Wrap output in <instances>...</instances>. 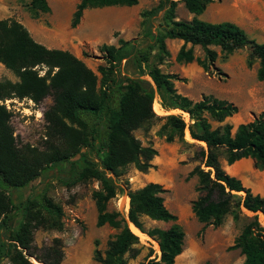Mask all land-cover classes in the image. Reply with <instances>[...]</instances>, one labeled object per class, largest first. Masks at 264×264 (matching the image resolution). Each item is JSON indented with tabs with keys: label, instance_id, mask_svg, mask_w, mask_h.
I'll list each match as a JSON object with an SVG mask.
<instances>
[{
	"label": "trees",
	"instance_id": "16d2710c",
	"mask_svg": "<svg viewBox=\"0 0 264 264\" xmlns=\"http://www.w3.org/2000/svg\"><path fill=\"white\" fill-rule=\"evenodd\" d=\"M177 1L193 14L190 20L173 19ZM211 1L159 0L149 11L162 10L153 43L132 52L125 48L127 41L121 39H118L120 45L117 47L99 45L98 50L107 64L97 66L99 77L69 51L47 48L35 41L16 19L0 18V64L16 77L15 81L0 79V100L26 98L38 103L46 96L51 98V104L43 111L48 138L45 151L16 144L9 124L10 112L0 104V264L3 260L7 264H33L30 258L38 264H60L59 239L54 238L49 245L37 249L31 238L32 229L55 226L52 220L60 214V207L53 203L45 188L17 204L12 197L13 190L26 187L40 174L51 170L65 187L88 178L97 181L98 189L91 194L97 212L95 224H107L118 230L106 241L103 256L97 257L101 264H126L124 254L133 257L139 251L135 245L142 247L139 235L131 229L130 223L159 244L158 259L149 258L152 251L148 248L145 262L138 264H173L174 257L182 250L184 232L176 222V215L163 203L165 189L155 182H147L133 190L118 183L128 164L143 172L151 166L150 160L156 155L153 147L142 145L133 135L134 129L154 118L151 109L154 93L164 110L187 112L191 121L188 134L205 144L199 158L208 169L195 165L186 175V178L196 176L198 195L190 201V210L202 223L201 229L207 224L218 226L228 213L234 221L242 216L246 221L230 248H238L243 254L241 264H264V227L259 220V211L264 215V197L253 194L238 178L227 174L218 162V148H223L228 164L250 157L256 168L264 169L263 111L250 121L239 123L231 134V125L223 122L237 111L231 101L212 95L192 100L174 88L175 74L161 72L155 65L145 67L151 48L167 55L164 39L175 38L182 41L175 53V61H195L204 71L216 57V51L210 46H217L224 57L247 46L245 64L249 67L256 60L255 77L263 80L264 43L249 38L233 21L211 22L196 17ZM136 3L137 0H77L69 26L73 28L78 24L86 8ZM23 5L32 17L49 10L46 0H28ZM146 14V11L141 13ZM193 45L200 47L202 58L193 55ZM121 59L134 66L137 76L109 77L114 64ZM40 69H43L42 74ZM144 74L149 80L140 78ZM164 118L165 124L182 140V119L173 114H166ZM211 121L217 125L212 127ZM172 138L170 134L166 140ZM53 163H66V166L54 169ZM118 192L127 197L124 214L107 209L109 199ZM242 208L251 214L244 213ZM16 211L20 214L19 221L9 229L7 221ZM140 216L170 224L166 228L145 230Z\"/></svg>",
	"mask_w": 264,
	"mask_h": 264
},
{
	"label": "rangeland",
	"instance_id": "374dc122",
	"mask_svg": "<svg viewBox=\"0 0 264 264\" xmlns=\"http://www.w3.org/2000/svg\"><path fill=\"white\" fill-rule=\"evenodd\" d=\"M3 1L4 4L0 3V17L14 19L30 17L33 33L43 41H49L48 32L52 25H62V22L64 23L62 27L64 26L68 32L73 31L81 36L90 34V39L87 41L76 42L73 40L75 45L70 44L69 41L66 43L78 51V57L97 77H99L96 71L97 66L107 65L103 53L98 50L99 45L104 43L117 47L120 45L118 39H121L127 41L125 48L132 52L136 48L152 44L153 34L160 25L162 12V10L149 12L156 7L159 0H137V3L132 7L86 8L82 12L83 22L72 30L69 21L76 4L74 0H46L49 10L39 13L36 17H32L29 10L23 5L28 0ZM145 11L148 14L141 15ZM202 12L196 17L205 21H233L245 31L249 38L264 43V0H212ZM192 17L193 14L185 9L183 3L177 1L174 6L173 19L188 21ZM122 19H128L129 25L126 29L119 30L117 23ZM181 44L179 39L165 38L164 45L168 54L164 55L156 48H151L145 67L155 65L161 72L175 74L177 78L172 80L174 88L181 94L186 93L194 96L195 99L192 100H199L202 95H212L231 101L236 105L237 117L247 114L251 118L260 113L259 108L256 112L246 113L247 107L252 103L250 96L252 94L262 97L261 103L257 105L264 108V93H257L259 90L264 92V79L257 80L255 77L256 60L251 66H246L245 58L249 51L247 46L235 50L226 57L222 56L217 46H210L216 51V57L208 70L204 71L195 61L188 63L175 61V53ZM189 45L185 46L189 47ZM192 49L195 57L202 58L203 53L198 45H193ZM113 70L110 78L115 75L135 77L138 74L134 66L125 59H121L119 63L116 62ZM7 71L10 73V77L4 73L5 68L0 66V79L7 78L15 81L16 77L9 70ZM39 72L42 74L43 69H40ZM140 78L149 80L146 74L140 75ZM14 100L10 102L9 124L16 144L28 145L33 149L45 151L48 138L43 111L51 104V98L46 96L38 103L26 98H14ZM154 104L151 105L154 118L133 130V135L142 145H149L156 150V155L150 160L151 166L142 172L137 170L133 164H128L118 183H122V186L125 185L130 190L139 188L147 182L160 184L165 189L162 194L165 207L176 215V222L186 232L185 242L192 238L201 239L204 228L201 229L202 226L197 224L198 221L190 210V201L198 195V192L195 191L196 176L186 178V175L195 165H199L204 170L208 169L203 166L202 160L199 158L200 151L205 150V144L199 141H187L186 131L188 132L187 127L191 123L187 112L179 109L176 111H172L174 109L164 110L162 107V110L156 111ZM37 109L41 111L39 117L34 115ZM166 114L185 117L186 125L184 124L182 130V140L178 139L175 131L165 124L164 115ZM240 120V117L233 120L231 127ZM210 123L212 127L217 125L212 121ZM170 134L173 138L168 141L166 137ZM101 154L99 153V155ZM220 157H224L223 148H218V159ZM52 165L54 169H58L64 168L66 163H53ZM53 173L54 170L42 173L26 187L13 190V202L17 204L27 197H32L39 189L45 188L46 194L61 209L60 214L52 220L55 226L47 225L32 229V245L39 249L49 245L54 238H57L62 251L60 264H101L97 257L103 256L106 241L118 230L107 224L100 226L95 224L97 212L91 194L92 191L98 189L97 181L88 178L73 186L65 187L53 176ZM240 194L242 195L243 192ZM107 209H115L124 214L127 209V197L118 192L117 195L109 199ZM13 213L10 214L7 221L9 229L14 228L20 218L19 212ZM226 216L231 218L229 213ZM139 219L145 230L153 227L165 228L170 224V222L157 224L146 216H140ZM259 220L261 221V219ZM245 221L242 216L236 221L232 220L239 231ZM57 224L58 227H56ZM262 224L264 227L263 222ZM137 237L142 247L135 245L139 251L133 257L129 253L124 254L126 264L145 262V255L149 252L148 248L152 251L149 258L158 259L159 252L152 241L154 239L150 236H148L150 239ZM30 260L33 264H38L33 258ZM1 264H7V262L3 260Z\"/></svg>",
	"mask_w": 264,
	"mask_h": 264
},
{
	"label": "crops",
	"instance_id": "0c3cea01",
	"mask_svg": "<svg viewBox=\"0 0 264 264\" xmlns=\"http://www.w3.org/2000/svg\"><path fill=\"white\" fill-rule=\"evenodd\" d=\"M74 1L77 2V0ZM0 3L4 4V1L0 0ZM132 6L134 5H131L130 7ZM15 19L19 21L27 29L30 36L35 41L43 44L47 48L67 50L76 57H78L79 55L78 51L70 47V45H67L66 42L69 41L70 44L75 45L76 43L73 44V40H75L76 42L79 41L83 42L90 39L89 38L90 34H86L87 36L86 35L81 36L78 35L77 33H73V31L68 32L64 26L62 27V25L64 24L62 22L61 23L62 25L54 24L52 25V28L49 29L48 35L50 42L47 40L43 41L38 35H35L33 33L32 21L30 17L28 18L18 17ZM82 22H83V16L82 18H80L78 24L72 28V30L79 27ZM211 22H216V21H211ZM128 25H129L128 19H122L117 23L119 30L126 29ZM186 44L188 45L189 43ZM0 66L3 65L0 64ZM4 73L7 75V77L11 76L10 73L7 71V69H5ZM257 93H264V92H261L259 90L257 91ZM182 94L186 95L190 99H195L194 96H190V94H186V93H182ZM250 96L252 97V103H250L249 106L247 107L246 113L252 111L256 112L258 108L260 112L261 111L264 112V108H261L262 106L257 105L261 103L262 97L257 96L256 94H252ZM237 116L238 113L235 112L234 114L226 117L223 120L224 123L226 122L231 125L233 120L239 117L241 118L240 121H238L237 123H235L234 126L231 127L230 130L231 134H233V132L235 131L237 124L250 121L253 118V117L249 118L247 114L245 115L243 114V116L240 115L239 117ZM188 137H189L187 139L188 142L197 141L192 139L190 136ZM218 162L221 168L227 174L238 178L241 181L242 185L246 188H249V190L253 194H258L259 196L264 197V169L256 168L252 158L242 157L228 164L225 161L224 157H220L218 159ZM242 210L246 214H251L250 211H247L243 208ZM153 221L157 224H160V222H164L161 220H153ZM197 224L199 226L200 225L202 226V223L200 222H198ZM183 232H184V236H183L182 250L179 254H177L174 257L173 264H205V263L241 264L244 259L243 254L240 253L238 248H230V246L233 245L235 236L239 233V229L235 227L234 223L232 222V219L229 216L225 215L222 219V222L218 226L214 227L211 224L204 226L201 239L192 238V239H188L185 242L186 232L185 231Z\"/></svg>",
	"mask_w": 264,
	"mask_h": 264
},
{
	"label": "built area",
	"instance_id": "2783aa9c",
	"mask_svg": "<svg viewBox=\"0 0 264 264\" xmlns=\"http://www.w3.org/2000/svg\"><path fill=\"white\" fill-rule=\"evenodd\" d=\"M11 101H15L14 98H8V99H3V100H0V104L4 105V107L6 108V110H10V102ZM30 101V100H29ZM156 103L158 108L161 110V106H160V100H159V97L156 93H154V97H153V100H152V105ZM34 115L35 117H39L41 116V111H39L38 109L34 112ZM178 117L180 119H182L184 121V118L183 116L181 115H178ZM187 118V116H186ZM184 124L186 125V122L184 121Z\"/></svg>",
	"mask_w": 264,
	"mask_h": 264
},
{
	"label": "bare ground",
	"instance_id": "6f19581e",
	"mask_svg": "<svg viewBox=\"0 0 264 264\" xmlns=\"http://www.w3.org/2000/svg\"><path fill=\"white\" fill-rule=\"evenodd\" d=\"M155 105V110L156 111H158V106H157V104H154ZM161 110H162V108H161ZM160 111V110H159ZM176 111V110H175ZM160 113V112H159ZM185 114V113H184ZM188 136H190V135H188V132L186 131V137L187 138H189ZM191 137V136H190ZM261 213V217H260V219H261V221L264 223V220H263V217H264V215L262 214V212L261 211H259V214ZM130 227H131V229L136 233V234H138L141 238H148V239H150L148 236H146L144 233H142V232H140L139 230H138V228H135L131 223H130ZM154 243H155V247H156V249H157V251L159 252V248H158V245L159 244H157V241H155V239L154 240H152Z\"/></svg>",
	"mask_w": 264,
	"mask_h": 264
},
{
	"label": "water",
	"instance_id": "95a60500",
	"mask_svg": "<svg viewBox=\"0 0 264 264\" xmlns=\"http://www.w3.org/2000/svg\"><path fill=\"white\" fill-rule=\"evenodd\" d=\"M130 223V222H129Z\"/></svg>",
	"mask_w": 264,
	"mask_h": 264
}]
</instances>
